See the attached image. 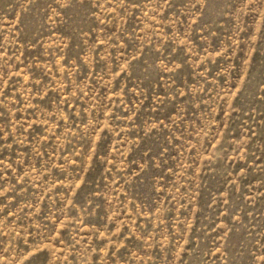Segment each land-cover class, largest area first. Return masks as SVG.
<instances>
[{"label": "rangeland", "instance_id": "1", "mask_svg": "<svg viewBox=\"0 0 264 264\" xmlns=\"http://www.w3.org/2000/svg\"><path fill=\"white\" fill-rule=\"evenodd\" d=\"M0 264H264V0H0Z\"/></svg>", "mask_w": 264, "mask_h": 264}]
</instances>
